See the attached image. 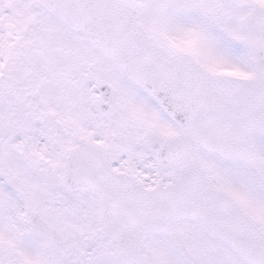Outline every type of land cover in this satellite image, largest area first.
<instances>
[{
    "label": "snow or ice",
    "instance_id": "1",
    "mask_svg": "<svg viewBox=\"0 0 264 264\" xmlns=\"http://www.w3.org/2000/svg\"><path fill=\"white\" fill-rule=\"evenodd\" d=\"M0 264H264V0H0Z\"/></svg>",
    "mask_w": 264,
    "mask_h": 264
}]
</instances>
